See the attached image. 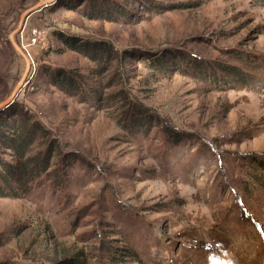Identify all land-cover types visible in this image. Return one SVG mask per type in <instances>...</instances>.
<instances>
[{"label": "rangeland", "instance_id": "obj_1", "mask_svg": "<svg viewBox=\"0 0 264 264\" xmlns=\"http://www.w3.org/2000/svg\"><path fill=\"white\" fill-rule=\"evenodd\" d=\"M40 1L0 0V104L24 71L8 36ZM96 1L59 0L25 23L46 48H28L0 115L28 112L57 150L25 198H0V264H264V7L98 0L110 20H89ZM64 36L107 44V59ZM60 70L96 97L59 91Z\"/></svg>", "mask_w": 264, "mask_h": 264}, {"label": "trees", "instance_id": "obj_2", "mask_svg": "<svg viewBox=\"0 0 264 264\" xmlns=\"http://www.w3.org/2000/svg\"><path fill=\"white\" fill-rule=\"evenodd\" d=\"M89 1L84 0L87 3ZM255 1L264 7V0ZM105 12V5L97 0L88 11L87 9L83 11L82 15L94 21L110 20ZM111 18L112 21L117 20L115 17ZM74 39L76 38L64 36L62 43L69 50L82 54L92 62L107 59L109 53L105 49L107 44L88 42L90 46L88 47L75 43ZM59 72L57 75L59 77L52 83L59 91L77 99L80 103H90V97L93 95L96 97L97 91L91 87H83V78L78 77L73 71ZM133 110L136 112L130 113V122H135V129L141 130L139 119L144 117L142 113H146L147 109L135 107ZM55 142L49 137V132L38 121H34L28 112H11L4 117L0 115V198L22 199L30 193L36 180L46 174L51 167V156L57 150ZM36 144H44L46 148L34 154L32 150ZM57 264H85V262L67 259Z\"/></svg>", "mask_w": 264, "mask_h": 264}, {"label": "water", "instance_id": "obj_3", "mask_svg": "<svg viewBox=\"0 0 264 264\" xmlns=\"http://www.w3.org/2000/svg\"><path fill=\"white\" fill-rule=\"evenodd\" d=\"M57 1H59V0H43V1H40V2L36 3L32 7L26 9L20 15L19 23H18L17 27L9 34L8 41L11 44V46H12L13 50L15 51V53H17L19 55V57L23 60V62H24V71H23V74H22L21 78L18 80L16 86L14 87L13 91L9 95V97L4 102H2L0 104V112L7 105H9V104H11V103H13L15 101V99L19 95V92H20V90H21V88L23 86L24 80L27 77V74L29 73L30 68H31L30 60L28 59V57L26 56L24 51L21 49V47L16 42V36L22 31L26 21L28 20V18L31 15L42 11L49 4L55 3Z\"/></svg>", "mask_w": 264, "mask_h": 264}, {"label": "built area", "instance_id": "obj_4", "mask_svg": "<svg viewBox=\"0 0 264 264\" xmlns=\"http://www.w3.org/2000/svg\"><path fill=\"white\" fill-rule=\"evenodd\" d=\"M27 25L25 24L22 31L17 35V40L20 42L21 49L24 51L30 61L32 56L29 47H35L41 51L46 48L47 33L42 28H31L29 31H25Z\"/></svg>", "mask_w": 264, "mask_h": 264}]
</instances>
